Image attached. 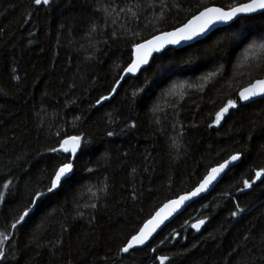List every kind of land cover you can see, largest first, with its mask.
<instances>
[{
    "label": "trees",
    "instance_id": "1",
    "mask_svg": "<svg viewBox=\"0 0 264 264\" xmlns=\"http://www.w3.org/2000/svg\"><path fill=\"white\" fill-rule=\"evenodd\" d=\"M239 2L166 0L161 16L160 0L39 7L0 0V231L50 186L49 174L67 155L50 149L68 135L82 138L71 180L46 195L18 231L8 229L14 234L0 264H160L155 257L162 255L165 264H264V177H255L264 168V99L212 123L241 86L264 75V15L167 48L93 107L130 62L132 43L180 26L205 5ZM236 152L240 161L210 193L146 246L118 251L164 202ZM244 179L255 183L240 191ZM237 206L243 211L232 217ZM198 220L205 223L197 232L191 225Z\"/></svg>",
    "mask_w": 264,
    "mask_h": 264
},
{
    "label": "snow or ice",
    "instance_id": "2",
    "mask_svg": "<svg viewBox=\"0 0 264 264\" xmlns=\"http://www.w3.org/2000/svg\"><path fill=\"white\" fill-rule=\"evenodd\" d=\"M53 0H32V3L36 6H51ZM154 6V5H149ZM167 7L166 0H160L161 16L164 14V9ZM121 12L125 9H120ZM106 14L110 15L108 9H105ZM259 13L264 15V0H243V2L234 3L225 7L216 6H203L202 10H199L195 14H192L186 22L182 23L178 27H174L171 31H162L158 34H154L149 39H144L142 42H135L131 45V52L129 56V61L127 67L122 69L125 75H121L120 79L116 80L115 85L112 86L111 92L108 95H102L96 100L95 106H100L104 102L109 101L117 93L119 86L122 81L127 78L130 74L132 77H136L141 71H147L144 67L150 65V58L154 61L156 57H153V53H161L169 45H180L181 43H187L192 41H199V38L207 39L215 31H227L232 28L239 19H251L252 14ZM136 14L133 13V16ZM218 25H225L226 28H218ZM226 37L225 39H228ZM260 48L264 49V44L260 45ZM247 52H255V45L246 50L244 59H248ZM157 71H160L158 68ZM166 73L165 75H169ZM212 75H215L214 73ZM207 79V78H205ZM182 88L183 85H180ZM139 91H143L140 89ZM138 95L137 91L132 92V96L136 97ZM255 98L264 99V75L259 78L250 79L246 85L241 86L237 91V98H229L219 110L215 112V118L213 124L219 125L220 122L225 118L226 114L230 113V110L236 109L238 105L243 102H254ZM80 119V117H76ZM135 127V125H131ZM212 125H209L211 127ZM115 133L109 131L108 136H113ZM82 138L79 135H68L65 138L59 140L58 148H51L50 151L54 153H64V159H62L58 165L53 169V172L49 174L50 186L46 187V191H35L29 201L24 205V207L19 211L18 215L14 217V222L10 225H5L4 231H0V260L6 259V253L4 249V244L9 241L11 233L8 229L19 230L26 220L32 215L33 212L40 206L44 198L48 194H55V192L62 187L65 183L71 180L72 174L75 168V156L78 150L81 148ZM71 157V158H70ZM241 153L236 152L230 157L223 160L222 163H217L215 167H210L206 170V175L199 184L190 192L184 195L178 196L176 199L169 200L151 216L150 219L144 221L138 230H134L135 234H131L130 238H126V241L122 243V246L118 249L120 253H129L130 250L135 249L139 246L146 245V242L153 236L156 230L163 224V222L168 219L174 212L178 211L181 206L185 205L186 202L190 201L192 198L199 196L200 194L206 192L213 182L221 177V174L226 173L230 167H235L236 162L240 161ZM255 177L260 179L264 177V168L255 172ZM12 180L9 179L7 182L3 183L2 187L4 189H9ZM243 188L239 189L243 191L244 189L252 188L255 181H250L249 179H244L242 181ZM5 199V194L0 191V201ZM95 207V205H91ZM243 209L237 206L236 211L231 212L232 217H236L238 212H242ZM205 223L204 220H199L197 223L191 225L193 229L200 231L201 225ZM247 239V237H246ZM153 252L156 249L152 250ZM235 251V250H234ZM156 260L160 264H165L169 260L168 256H156Z\"/></svg>",
    "mask_w": 264,
    "mask_h": 264
},
{
    "label": "water",
    "instance_id": "3",
    "mask_svg": "<svg viewBox=\"0 0 264 264\" xmlns=\"http://www.w3.org/2000/svg\"><path fill=\"white\" fill-rule=\"evenodd\" d=\"M210 6H216V7H220V6H217V5H210ZM202 10V9H201ZM255 14H259V13H255ZM255 14H252V15H255ZM225 25H218L217 27L219 28V27H224ZM172 30V29H171ZM171 30H167V31H171ZM158 34V33H157ZM149 38H151V37H149ZM149 38H147V39H149ZM200 39H203V38H199V40ZM142 42V41H141ZM194 42H196V41H192V42H187V43H181L180 45H175V46H173V45H169V46H167V48H175V49H179V48H182V47H185V46H187V45H190V44H192V43H194ZM166 48V49H167ZM165 49V50H166ZM164 50H162V52H163ZM161 52V53H162ZM157 54H160V53H153V57L155 56V55H157ZM151 58H150V62H151ZM148 65H146V66H144L145 68L147 67ZM127 67V66H126ZM140 73V72H139ZM138 73V74H139ZM137 74V75H138ZM121 75H125L123 72L121 73ZM121 75H120V77H121ZM127 77H132L130 74L127 76ZM120 79V78H119ZM258 99H260V98H255L254 99V101L255 100H258ZM248 103H250V102H243L242 104H248ZM80 150V149H79ZM79 150H78V152H79ZM77 152V153H78ZM77 155V154H76ZM230 157V156H229ZM223 162V161H222ZM221 162V163H222ZM239 162V161H238ZM238 162H236V164L238 163ZM216 165H214V166H212V167H215ZM229 170V169H228ZM228 170H226V172L228 171ZM225 174V173H224ZM224 174H221V177H218V180L216 181V182H213V185H210L209 186V189L206 191V192H204V193H202V194H200L199 196H197V197H194V198H192L190 201H188V202H186V204L185 205H183V206H181V208L178 210V211H176V212H174L171 216H169L168 217V219H166L164 222H163V224L156 230V232L153 234V236L149 239V241H147L146 242V245L155 237V235L166 225V224H168L169 222H171L179 213H181L189 204H191L192 202H194L195 200H197V199H199L200 197H203V196H205V195H207L208 193H210L212 190H213V188L216 186V184L220 181V179L224 176ZM206 175V174H205ZM203 179V178H202ZM199 184V183H198ZM197 184V185H198ZM196 185V186H197ZM195 186V187H196ZM194 187V188H195ZM194 188H192L191 190H189V191H187V192H190V191H192ZM187 192H184V193H182V194H180V195H184L185 193H187ZM179 195V196H180ZM178 197V196H177ZM177 197H175V198H172V199H176ZM172 199H170V200H172ZM169 201V200H168ZM168 201H166V202H164L159 208H161V207H163V205L165 204V203H167ZM159 208L156 210V211H158L159 210ZM155 211V212H156ZM155 212L152 214V215H154L155 214ZM151 217H149L148 219H150ZM147 219V220H148ZM199 221V220H198ZM198 221H195L194 223H197ZM193 223V224H194ZM201 228H202V225H201ZM200 228V229H201ZM195 231H197L196 229H194ZM198 232V231H197ZM146 245H144V246H146ZM144 246H139V247H137V248H135V249H139V248H142V247H144Z\"/></svg>",
    "mask_w": 264,
    "mask_h": 264
},
{
    "label": "rangeland",
    "instance_id": "4",
    "mask_svg": "<svg viewBox=\"0 0 264 264\" xmlns=\"http://www.w3.org/2000/svg\"><path fill=\"white\" fill-rule=\"evenodd\" d=\"M252 53V52H251ZM253 53H255V52H253Z\"/></svg>",
    "mask_w": 264,
    "mask_h": 264
}]
</instances>
